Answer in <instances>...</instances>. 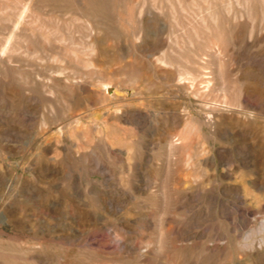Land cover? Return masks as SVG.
I'll return each instance as SVG.
<instances>
[{
	"label": "rangeland",
	"instance_id": "obj_1",
	"mask_svg": "<svg viewBox=\"0 0 264 264\" xmlns=\"http://www.w3.org/2000/svg\"><path fill=\"white\" fill-rule=\"evenodd\" d=\"M0 264H264V0H0Z\"/></svg>",
	"mask_w": 264,
	"mask_h": 264
},
{
	"label": "bare ground",
	"instance_id": "obj_2",
	"mask_svg": "<svg viewBox=\"0 0 264 264\" xmlns=\"http://www.w3.org/2000/svg\"><path fill=\"white\" fill-rule=\"evenodd\" d=\"M19 30V29H18ZM8 45V44H7Z\"/></svg>",
	"mask_w": 264,
	"mask_h": 264
}]
</instances>
